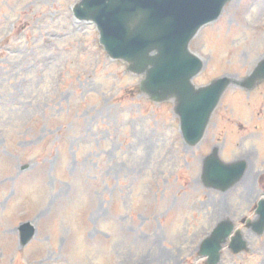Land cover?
<instances>
[{
  "label": "rangeland",
  "instance_id": "obj_1",
  "mask_svg": "<svg viewBox=\"0 0 264 264\" xmlns=\"http://www.w3.org/2000/svg\"><path fill=\"white\" fill-rule=\"evenodd\" d=\"M78 3L0 0V264H205L200 243L226 217L249 249L225 248L220 263L264 264V234L240 222L255 220L264 189V86H231L216 110L207 141L227 130L222 160L254 166L209 192L203 148L184 144L173 102L142 94V77L75 19ZM190 49L204 61L198 87L248 77L264 59V0H232ZM27 222L37 232L21 247Z\"/></svg>",
  "mask_w": 264,
  "mask_h": 264
},
{
  "label": "water",
  "instance_id": "obj_2",
  "mask_svg": "<svg viewBox=\"0 0 264 264\" xmlns=\"http://www.w3.org/2000/svg\"><path fill=\"white\" fill-rule=\"evenodd\" d=\"M230 0H82L76 7L81 20L93 21L101 34L100 42L107 54L129 64V71L144 74L142 92L155 102L176 98L183 136L195 145L202 138L210 117L223 93L232 84L247 90L264 81V59L256 70L242 82L222 78L210 86L195 91L191 79L202 69V63L189 51V44L205 25L217 20ZM246 164L221 165L212 171L213 179L230 176L223 189L236 184ZM258 233L264 231V201L258 211ZM233 231L225 222L203 245L201 254L210 256V263L220 261V250ZM20 238L26 246L35 236L30 224L20 227ZM238 248L245 242L234 239ZM208 247V249H207ZM211 249V250H210Z\"/></svg>",
  "mask_w": 264,
  "mask_h": 264
},
{
  "label": "flooded vegetation",
  "instance_id": "obj_3",
  "mask_svg": "<svg viewBox=\"0 0 264 264\" xmlns=\"http://www.w3.org/2000/svg\"><path fill=\"white\" fill-rule=\"evenodd\" d=\"M263 182H264V181H263ZM247 226H248V227H251L252 225H251V223H247Z\"/></svg>",
  "mask_w": 264,
  "mask_h": 264
}]
</instances>
